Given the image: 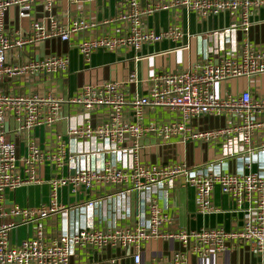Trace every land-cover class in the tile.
Listing matches in <instances>:
<instances>
[{"label":"built area","instance_id":"obj_1","mask_svg":"<svg viewBox=\"0 0 264 264\" xmlns=\"http://www.w3.org/2000/svg\"><path fill=\"white\" fill-rule=\"evenodd\" d=\"M59 0H0V264H69L75 249L96 251L107 248L132 249L133 264H144L140 259L142 244L157 239L175 240L183 245L191 241L198 253L222 252L228 243H240L257 253L264 263V176L247 175H190L183 163L142 164L141 141L152 136L160 141L179 137L182 141H223L222 153L230 157L244 152L253 137H260L257 145L264 147V96L253 98L250 91H242L235 98H220L215 87L234 79L264 76V47L241 40L238 55L226 52L230 38L245 34L251 27V17L264 15V0H152L140 8V0H124V8L103 24H116L113 33L85 36L95 24L75 19L63 26L53 13ZM77 2V0H69ZM88 1V0H87ZM43 6L48 13L45 21L30 17V10ZM16 10L18 19L29 20L26 29L10 28L6 14ZM184 10L200 22L210 16L228 13L230 26L209 34L213 41L209 54L218 61L194 66L190 70L162 71L151 77L146 94L126 98L122 85L105 81L85 85L73 98L65 100L50 89L38 92L39 81L52 82L53 76L68 68L67 55L45 54L42 58L27 59L8 64V52L52 41L77 42V50L88 62L97 50L108 52L140 51L143 46L165 39H179L182 31L172 26L155 33L145 26V19L159 11ZM264 21V18L262 19ZM130 79L135 78V72ZM16 80L25 84L24 91L5 92L4 81ZM64 104L80 109L74 122L68 126L67 136L75 142L70 148L62 141L55 151L43 150L30 137L39 128L51 127L59 119ZM159 109L175 119L145 124L148 111ZM228 114L229 124L221 129L194 132L189 124L193 118L206 115ZM11 123V128H10ZM12 139L8 138V135ZM25 139L26 154H18L14 138ZM257 135V136H256ZM130 157V163L124 157ZM51 163L56 175L49 180L51 198L48 204L37 208H22L4 204L7 192L40 184V170ZM65 168L67 173H64ZM178 178L193 188L195 208L199 214H212L217 210L212 203L215 187L220 189L236 206L244 211L240 229L226 232L213 228L185 231H165L167 217L158 208L152 194L162 192ZM95 187L118 192V205L126 203L132 192L138 193L147 205L148 219L139 218L132 228L85 227L69 232L67 220L72 214L69 206L58 201V193L66 188L75 197ZM98 207L89 200L83 212ZM57 215L61 227L57 236L46 240L42 221ZM36 222L34 232L16 244L10 243V234L19 226ZM173 264H184L177 262Z\"/></svg>","mask_w":264,"mask_h":264},{"label":"crops","instance_id":"obj_2","mask_svg":"<svg viewBox=\"0 0 264 264\" xmlns=\"http://www.w3.org/2000/svg\"><path fill=\"white\" fill-rule=\"evenodd\" d=\"M152 0H140V8L146 7ZM124 0H77L73 3L69 0H59L54 15L59 22L66 26L73 20L82 18L87 23L95 24L85 36H100L113 33L114 23L103 24L107 19L114 17L124 8ZM30 17L35 20L45 21L47 12L43 6H37L30 10ZM16 10L6 14L5 21L10 28L26 29L31 18L18 19ZM264 15L251 17V27L245 34L239 33L230 38L226 52H234L238 55L241 46L240 41L245 40L252 44H260L264 47ZM231 24V16L222 13L210 16L200 22L193 14L184 10L159 11L145 19L147 29L155 33L167 31L170 27L178 26L182 31L179 39H165L157 43L145 45L140 51L127 50L125 52H108L97 50L93 52L86 62L77 50V42L83 36H75L69 42L52 41L39 43L31 48L25 47L19 51L8 52L6 62L18 64L27 59L42 58L45 54L54 53L67 55L68 68L63 74L53 76L52 82L39 81L35 85L38 92L49 89L65 100L73 98L85 85H97L105 81L118 82L126 98L143 96L146 94L150 79L162 71L190 70L194 66L211 61L217 63L216 56L209 54V48L213 41L209 34L220 31ZM135 72V78L130 79ZM25 84L16 80L8 83L4 81L1 89L5 92L24 91ZM220 98H235L242 91H250L253 98L264 96V76L258 78H240L224 82L214 89ZM79 108L64 104L59 114L58 121L51 127L39 128L30 133V137L43 150L55 151L56 144L62 141L72 148L75 144L72 138L67 136V129L74 122V118L80 113ZM177 113L159 109L147 112L144 123H160L164 119H175ZM230 122L228 114L221 116L206 115L193 118L189 127L194 132L214 131L226 127ZM11 128V123H10ZM12 139L10 134H7ZM257 136V135H256ZM260 137H253L250 146L233 156L224 157L222 153L223 141H182L179 137H173L167 141H160L152 136H146L141 141L140 161L142 164H177L183 163L190 175H247L253 173L264 176V147L257 145ZM26 137L14 138L18 154L24 156ZM128 161V162H127ZM130 163V157L125 156L124 162ZM64 173H67L65 168ZM56 175V169L51 163H45L40 176L42 182L30 186L21 187L14 192H7L4 204H15L22 208H37L48 204L51 198L49 180ZM118 192H111L109 187H95L80 196H74L66 188L58 193V201L62 205L72 209L67 220L68 231L93 227L97 229L132 228L139 218L143 222L148 219L146 204H142L141 197L136 192L130 194L126 203L118 205ZM158 208L167 217L163 225L165 231H185L219 228L226 232L236 231L241 228L244 219V209L239 210L234 203L214 188L212 203L217 210L212 214H199L195 208V193L192 187L183 184L182 178L176 179L167 190L152 194ZM92 200L98 207L83 212L86 202ZM80 208V209H79ZM46 240L54 239L61 227L60 218L51 216L42 221ZM36 222L29 226H19L10 234V243L16 244L30 237L34 232ZM132 249L107 248L96 251L92 249H75L69 264H133ZM177 256L178 261L184 264H264L262 258L252 249L240 243H228L222 252L209 251L198 253L196 244L191 241L183 245L175 240L157 239L142 244L140 259L144 264H173Z\"/></svg>","mask_w":264,"mask_h":264}]
</instances>
